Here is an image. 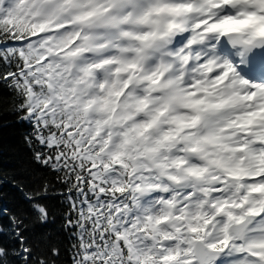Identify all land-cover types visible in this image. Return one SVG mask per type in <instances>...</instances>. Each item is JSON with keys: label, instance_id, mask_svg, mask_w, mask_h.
<instances>
[{"label": "snow or ice", "instance_id": "snow-or-ice-1", "mask_svg": "<svg viewBox=\"0 0 264 264\" xmlns=\"http://www.w3.org/2000/svg\"><path fill=\"white\" fill-rule=\"evenodd\" d=\"M0 264H264V0H0Z\"/></svg>", "mask_w": 264, "mask_h": 264}, {"label": "trees", "instance_id": "trees-1", "mask_svg": "<svg viewBox=\"0 0 264 264\" xmlns=\"http://www.w3.org/2000/svg\"><path fill=\"white\" fill-rule=\"evenodd\" d=\"M22 128L17 125L4 128L0 132V165L5 168L12 166L23 151L20 133Z\"/></svg>", "mask_w": 264, "mask_h": 264}]
</instances>
